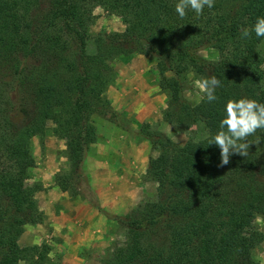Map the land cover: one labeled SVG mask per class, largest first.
I'll return each mask as SVG.
<instances>
[{
    "label": "trees",
    "instance_id": "1",
    "mask_svg": "<svg viewBox=\"0 0 264 264\" xmlns=\"http://www.w3.org/2000/svg\"><path fill=\"white\" fill-rule=\"evenodd\" d=\"M90 0H0V264H47L49 247H20L26 223L41 220L34 193L27 186L34 160L29 138L43 135L47 123L64 140L69 164L54 180L60 190L78 175L95 131L90 116L115 120L104 91L113 77L108 62L136 51L155 59L157 85L166 93L165 123L186 128L200 122L206 135L177 145L166 135L140 127L151 147L144 178L156 183L153 202L114 217L123 240L113 244L98 264H258L252 250L263 241L254 227L264 216V130L248 141L246 157L234 154L218 167L220 149L208 140L219 130L231 99L264 103V37L241 28L264 17V0H214L197 15L181 18L178 0H97L120 17L125 32L98 33L87 49L94 20ZM214 48L208 60L199 51ZM200 82L215 75L216 100L190 104L183 96L186 74Z\"/></svg>",
    "mask_w": 264,
    "mask_h": 264
},
{
    "label": "rangeland",
    "instance_id": "2",
    "mask_svg": "<svg viewBox=\"0 0 264 264\" xmlns=\"http://www.w3.org/2000/svg\"><path fill=\"white\" fill-rule=\"evenodd\" d=\"M96 1H88L94 15L93 22L88 26L89 34L86 39L90 52L94 50L96 34L126 31L120 17L105 10ZM258 48L264 51V39ZM199 54L208 60L218 58L217 51L211 47L201 49ZM108 64L113 70V77L104 91V97L110 108L117 113V118L112 120L97 114L90 116L95 131L94 140L85 151L79 171L81 173L69 180L66 190H60L54 180L58 174L68 171L69 164L64 140L52 133V124L48 122L47 131L43 135L31 136L28 141L34 165L28 171L26 184L30 187L34 183L40 185H37L34 198L41 220L24 224L17 244L20 247L46 244L51 263L59 260L60 251H56V246L52 244V230L56 227V222L48 225L46 218L57 213L60 208L68 212L67 207H63L68 200L77 198L80 202L85 199L98 213V217L92 218L89 227H85L83 222L79 227L80 232L87 233L86 236L80 234V239H85L87 244L79 247V264H98L101 256L109 252L113 244L123 240V226L114 217L122 216L127 210L142 203L155 200L156 183L146 180L144 174L149 158H154L158 150L151 147L142 136L141 126L163 133L177 145L206 135V128L200 122L186 128H177L162 120L166 93L157 85L159 76L152 56L132 51L113 57ZM262 66L264 67V63ZM198 82L191 72L186 74L182 94L190 104L197 103L202 97ZM262 85L264 86V77ZM101 192L104 194L103 203L96 199ZM113 202L120 204L119 209H113ZM253 225L263 235V241L252 250V255L258 264H264V216L257 214ZM91 231L94 232L90 233ZM16 264L24 263L19 261Z\"/></svg>",
    "mask_w": 264,
    "mask_h": 264
},
{
    "label": "clouds",
    "instance_id": "3",
    "mask_svg": "<svg viewBox=\"0 0 264 264\" xmlns=\"http://www.w3.org/2000/svg\"><path fill=\"white\" fill-rule=\"evenodd\" d=\"M206 6L212 8L214 0H178L175 11L183 18L188 9L200 15ZM240 31L244 38L250 37L251 31H254L257 37H264V17L257 18L251 30L241 28ZM198 83L200 91L209 102L217 99L215 91L220 86V81L215 75L203 78ZM257 130H264V103L250 98H230L226 103L225 115L220 121L219 130L207 142V145L215 144L220 149V163L217 166L228 165L230 157L234 154L246 157L250 145L260 142L259 139L254 142L248 141V137L255 135Z\"/></svg>",
    "mask_w": 264,
    "mask_h": 264
},
{
    "label": "crops",
    "instance_id": "4",
    "mask_svg": "<svg viewBox=\"0 0 264 264\" xmlns=\"http://www.w3.org/2000/svg\"><path fill=\"white\" fill-rule=\"evenodd\" d=\"M111 193L114 195L116 194V192ZM103 197L104 194L101 192L97 195L96 199L99 200L100 203H103ZM117 197L119 198V195H117ZM112 206L113 209L114 207L119 209L120 204L118 202H113ZM63 207H67L68 212L60 208V210L58 209V212L54 213V215L51 214L47 218L45 217L46 222L48 220V225L52 222H56V227L52 230L54 233L52 237L54 243L52 244L56 246V251H60L59 260L54 263H51L52 261L50 260L47 264H79L81 258L78 250L81 244L86 243L85 239H80V234L85 236L87 234L85 232H80L79 227L82 222L85 224V227H89L92 218L98 217V213L95 212L92 206H89L88 201L85 199L80 202L77 198L68 200ZM54 209L57 210V207H54ZM52 227H54V225ZM77 230L79 231L77 232ZM93 232L91 231L90 233ZM88 238L90 237L88 236Z\"/></svg>",
    "mask_w": 264,
    "mask_h": 264
}]
</instances>
